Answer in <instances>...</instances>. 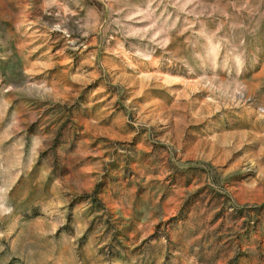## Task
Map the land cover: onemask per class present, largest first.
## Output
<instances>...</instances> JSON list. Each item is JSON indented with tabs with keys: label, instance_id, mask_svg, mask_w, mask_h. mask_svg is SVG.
Listing matches in <instances>:
<instances>
[{
	"label": "rangeland",
	"instance_id": "obj_1",
	"mask_svg": "<svg viewBox=\"0 0 264 264\" xmlns=\"http://www.w3.org/2000/svg\"><path fill=\"white\" fill-rule=\"evenodd\" d=\"M0 264H264V0H0Z\"/></svg>",
	"mask_w": 264,
	"mask_h": 264
}]
</instances>
